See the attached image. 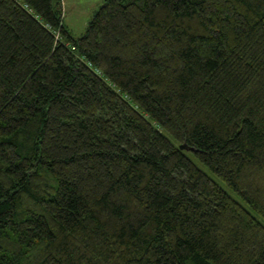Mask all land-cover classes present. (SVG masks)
Listing matches in <instances>:
<instances>
[{
    "label": "trees",
    "instance_id": "trees-1",
    "mask_svg": "<svg viewBox=\"0 0 264 264\" xmlns=\"http://www.w3.org/2000/svg\"><path fill=\"white\" fill-rule=\"evenodd\" d=\"M190 154L264 221V0H0V264H264Z\"/></svg>",
    "mask_w": 264,
    "mask_h": 264
},
{
    "label": "rangeland",
    "instance_id": "rangeland-1",
    "mask_svg": "<svg viewBox=\"0 0 264 264\" xmlns=\"http://www.w3.org/2000/svg\"><path fill=\"white\" fill-rule=\"evenodd\" d=\"M106 0H62L63 3V22L65 27L76 37H82L88 28L93 16L104 5ZM193 162L203 172L209 175L219 186H221L232 198H234L239 204H241L246 210H248L253 216H255L262 224L264 221L259 218L255 212L239 197L233 190L220 182L199 160L194 154L189 155Z\"/></svg>",
    "mask_w": 264,
    "mask_h": 264
},
{
    "label": "water",
    "instance_id": "water-1",
    "mask_svg": "<svg viewBox=\"0 0 264 264\" xmlns=\"http://www.w3.org/2000/svg\"><path fill=\"white\" fill-rule=\"evenodd\" d=\"M180 150L182 151H187V152H192V153H195L196 150L194 148H189L187 145H183Z\"/></svg>",
    "mask_w": 264,
    "mask_h": 264
}]
</instances>
